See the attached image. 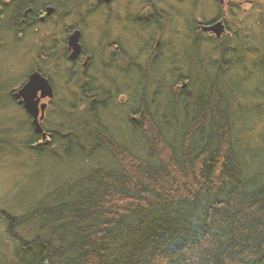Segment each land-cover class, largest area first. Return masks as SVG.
<instances>
[{"label": "trees", "instance_id": "obj_1", "mask_svg": "<svg viewBox=\"0 0 264 264\" xmlns=\"http://www.w3.org/2000/svg\"><path fill=\"white\" fill-rule=\"evenodd\" d=\"M46 1L0 0V32L19 36ZM67 1L51 2L59 19ZM250 2L248 28L240 20L214 61L189 59L190 73L141 75L123 104L118 96L129 92L98 86L79 88L66 105L50 100L46 143L23 109L21 148L34 164L22 166L36 177L47 161L68 164L48 181L38 176L32 195L21 187L0 195V264H264V133L246 141L262 113L243 106L264 104V0ZM254 72L258 85L240 88ZM6 83L8 102L23 108L12 95L17 82ZM112 107L136 115L127 122L137 147L110 128ZM14 144L1 126V157Z\"/></svg>", "mask_w": 264, "mask_h": 264}, {"label": "flooded vegetation", "instance_id": "obj_2", "mask_svg": "<svg viewBox=\"0 0 264 264\" xmlns=\"http://www.w3.org/2000/svg\"><path fill=\"white\" fill-rule=\"evenodd\" d=\"M52 1L44 2L36 13L35 32L44 26L53 32L61 21H71L64 27L61 40L52 43L48 52L41 53L44 58L55 57L61 70L73 75L72 80L78 75L86 77L79 85L84 90L93 88L86 83L90 78L93 82L97 78L98 87L102 88L101 77L108 72L122 76V84L127 87L135 83L137 75L190 73L186 64L189 59L198 60L203 53L216 55L218 42L233 39L232 20L241 5L250 3V0H209L213 1L214 10L208 16L195 12L186 17L173 6L174 0H68L64 18L59 19L61 13L56 12ZM178 1L196 7L201 0ZM49 6L54 11L48 15ZM88 16L97 19L89 22ZM21 22L24 24V20ZM218 22L222 26L219 34L207 29ZM76 31L80 53L72 58L68 40ZM90 39L91 45L87 42ZM204 42L210 45L209 50L202 47ZM92 75L97 77L93 79Z\"/></svg>", "mask_w": 264, "mask_h": 264}, {"label": "rangeland", "instance_id": "obj_3", "mask_svg": "<svg viewBox=\"0 0 264 264\" xmlns=\"http://www.w3.org/2000/svg\"><path fill=\"white\" fill-rule=\"evenodd\" d=\"M209 0H201L197 2V6L194 7L193 4H187V1L180 2L178 0L173 1V6L177 10L183 13L186 17L189 16V14L197 12V14L202 13L206 14L205 16H208V12H212L214 10L213 1ZM251 2L249 4H244L239 7V15L237 13L236 20L233 21V27L234 30H237L238 23L240 20L245 21V24H243L246 28H248V15L249 10L251 8ZM245 8V9H243ZM245 12V13H243ZM247 13V14H246ZM242 14L243 17L241 16ZM96 16H88L87 20L89 22H92L96 20ZM71 21V20H70ZM70 21H61L56 28L52 31L49 30L48 26H44L40 31L35 32V28L37 27L35 23H30L26 28L23 29L22 33L14 37L13 33L11 31L5 30L0 32V127L8 126V128L12 131V136L15 140V146H9L7 147L8 150L3 151V157H1L0 154V195H3L13 188L18 189V187H21V192L25 197L30 193L31 195L32 190L35 192L36 189L33 188L35 180L38 181L39 177L44 179V181H48L52 177V173L55 171L52 169L54 166H56L55 160L47 161L46 165H43L41 169H44L41 172H35L38 176H33L35 168L34 167H24L22 164L32 165L34 163L31 162L29 159V155L25 150H22L23 147L21 144H23L24 140L27 139L28 133L25 132V129L27 128L26 120L27 116L25 112L23 111V108H20L14 104H10L8 102L7 96L5 94L6 89L9 85L6 83L7 80H12L13 82H17V84L14 86L16 89L19 88L23 83H21V79H23V76L26 75L31 69L36 68H42V71L45 72L50 78V81L52 85L55 88V101L56 105H66L69 101L74 100L75 98L78 99L80 94L79 91V85L81 84V80H73L69 81L70 77L73 75L65 73V71H62L60 66L57 64V59L55 57L50 58H44L43 54L41 52H48L50 45L52 43H56L59 40H61L63 29L65 26L69 25ZM183 21V20H182ZM176 22H174V26ZM92 31V30H91ZM90 31V32H91ZM62 32V33H61ZM93 39H90L88 42L89 45H91ZM209 44L204 42L202 44L203 48H206V50H209ZM202 56H205L207 58H213L211 60H215L218 54L210 55L209 53H203ZM255 74H252V78L250 80H247L246 82H240V88L246 89L247 87L251 89L256 87L258 85V82L261 79L259 72H254ZM96 76V75H95ZM92 75L91 77L94 79L95 77ZM97 77V76H96ZM122 76L117 75L115 73H106L101 77V86L105 91L113 92L118 91L113 86L110 87L109 82L113 80L115 84L118 83H124V80L121 79ZM171 74L169 75H157L156 79H162L163 81H169L171 80ZM236 79L240 80L239 76L236 77ZM21 81V82H20ZM96 84L98 86L99 81L94 79ZM3 82H5V85H3ZM239 82V81H238ZM21 83V84H20ZM128 84V83H126ZM136 84V90L141 89L140 83L137 81ZM12 87V86H11ZM125 88V87H124ZM135 89H130L132 92ZM128 91V90H126ZM124 90H119V92H126ZM129 94H132L129 92ZM126 94L121 93L118 96V101L123 104L125 103ZM75 99V100H76ZM42 102H47V98L41 99ZM244 108L248 107L252 110L261 111L262 115L255 117L253 116L252 119H255L256 122L255 125L249 130H247L246 133V141L253 145L254 137L258 136L259 133H264V104H261L260 106H257L256 102H245L243 103ZM129 108V107H127ZM129 109H122V108H116L112 107L108 113L106 114L109 119V126L110 128L117 133V135L124 140H127V142L134 147H137L138 141L135 136H133V133L130 131V125L128 124V117L129 116H136L133 115ZM255 111L252 112L254 114ZM104 114V115H105ZM45 115V114H44ZM138 117V116H137ZM5 122V123H3ZM23 122V123H22ZM32 124V123H31ZM46 127L49 128L52 124L47 123L45 121ZM44 124V125H45ZM250 125V124H248ZM33 128V125H31ZM23 142V143H22ZM42 161V159H41ZM62 164V163H61ZM68 164V163H67ZM64 165L58 164L56 166V169H59ZM44 171H47L46 173ZM32 175L29 176L28 175ZM65 177V176H63ZM37 197V196H36ZM35 197V198H36ZM30 200V199H29ZM26 200V201H29Z\"/></svg>", "mask_w": 264, "mask_h": 264}, {"label": "water", "instance_id": "obj_4", "mask_svg": "<svg viewBox=\"0 0 264 264\" xmlns=\"http://www.w3.org/2000/svg\"><path fill=\"white\" fill-rule=\"evenodd\" d=\"M107 1V0H105ZM54 8L49 6L46 8L47 14H51ZM220 33L222 30L221 23L207 28ZM79 32L76 31L69 36V46L73 49L71 57L75 58L80 53V45L78 44ZM13 98L18 104L22 105L26 113L31 117L33 131L41 136L42 142H46L47 134L43 130L41 121L44 118V111L47 102H40L41 99H52L54 97V88L49 79L42 75L39 71L34 70L28 74L24 84L13 92Z\"/></svg>", "mask_w": 264, "mask_h": 264}, {"label": "bare ground", "instance_id": "obj_5", "mask_svg": "<svg viewBox=\"0 0 264 264\" xmlns=\"http://www.w3.org/2000/svg\"><path fill=\"white\" fill-rule=\"evenodd\" d=\"M73 34V33H72ZM71 34V35H72ZM140 76L141 75H137L136 76V78H134L135 79V82H137L138 80H139V78H140ZM143 76H147V75H143ZM125 77H128V76H125ZM109 86L110 87H114L116 90H124V91H126V90H128V91H126V92H132V90H130V89H135L136 88V84L134 83L133 85H131V86H129V87H127V86H125V85H123L122 84V82L121 83H118V84H115V82L113 81V80H111L110 82H109ZM95 86H97L96 84H92V87L94 88ZM125 87V88H124ZM127 87V88H126ZM148 87H149V89L151 88V85H148ZM129 96H131V98H132V94H129V95H127L126 96V99H125V103H127L128 102V100L130 99V97ZM37 134V133H36ZM41 143H44V142H42V140L40 141ZM46 143V142H45Z\"/></svg>", "mask_w": 264, "mask_h": 264}]
</instances>
